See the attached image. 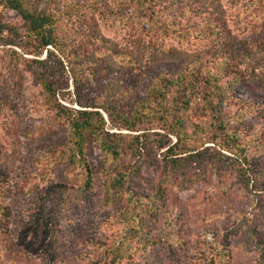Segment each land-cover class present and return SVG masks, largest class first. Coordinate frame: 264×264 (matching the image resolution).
Here are the masks:
<instances>
[{
  "label": "rangeland",
  "instance_id": "374dc122",
  "mask_svg": "<svg viewBox=\"0 0 264 264\" xmlns=\"http://www.w3.org/2000/svg\"><path fill=\"white\" fill-rule=\"evenodd\" d=\"M98 1L45 0L58 13L66 50L50 46L56 55L23 48L25 21L13 7L0 4V23L11 26L0 32V264H264V65L258 79L244 54L231 62L220 80L218 96L228 104L223 113H210L205 101L193 97L182 130L165 108H147L142 121L128 128L122 117L145 98L153 76L181 72L187 65L165 62L119 68L113 78L106 70L102 74V52H110L105 42L127 50L133 46L135 4ZM222 4L229 28L225 37L235 41L236 52L261 58L262 0ZM163 15L173 31L178 29L170 9ZM176 35L167 36L166 48L188 46L202 58L203 70L211 66L205 52L212 55L216 42L183 45ZM125 56L116 58L127 63ZM38 60L50 67L45 74L55 93L38 76L47 70ZM230 75L241 79L224 83ZM242 95L249 96L246 103L239 100ZM106 99L119 113L108 114L101 105ZM172 99L182 100L175 87L163 103ZM65 105L99 111L117 154L91 139L86 160L71 161ZM218 118L227 120L226 128L214 124ZM233 133L237 139L229 136ZM141 142L145 154L138 150ZM174 144L186 149L179 161L165 157ZM122 175L130 176L129 191L143 196L120 190V200L110 205L106 190ZM147 200L157 201L156 207Z\"/></svg>",
  "mask_w": 264,
  "mask_h": 264
},
{
  "label": "trees",
  "instance_id": "16d2710c",
  "mask_svg": "<svg viewBox=\"0 0 264 264\" xmlns=\"http://www.w3.org/2000/svg\"><path fill=\"white\" fill-rule=\"evenodd\" d=\"M3 1L0 0V4L4 3L13 7L25 21V32L19 42L23 48L34 47L37 52L46 50L48 55H56L50 47L53 46L62 53H66L58 32V13L52 5L47 4L45 0ZM127 3L131 5L135 4L132 6L134 10L132 16H130L134 21L133 27L129 33L133 46L127 50L126 47L117 44L107 46L105 42L103 48L110 50V52H102L104 60L106 61V64L103 67L101 66V70H103L102 74L106 70L105 73L112 75L113 78L115 77L114 73L120 71L119 68L130 66L132 69L137 70L140 67L147 69V67L157 66L165 62L181 63L187 66L181 72L178 71L170 75L162 73L155 74L153 76V83L148 87L145 98L136 102L132 106L131 112L124 114L125 116L122 117L126 127L135 128L142 121V116L147 108L151 110L165 108L166 111L169 110L173 114L175 122L182 130L184 129L183 115L191 109L193 97H199V99L205 101L203 105L210 113L218 114L225 112L228 109L225 97L222 95L218 96L219 92L222 91L220 80L232 65L231 62L234 59H238L240 55L242 56L244 54L246 58L252 61L254 77L259 79L262 76L261 73L257 72H260L258 71L259 68L264 65L262 62L264 61V52L261 58H257L252 52L249 55L241 51L239 52V50L236 52V48L234 47L235 41L225 37V34L229 32V28L222 0H118L119 5ZM262 3L263 7L262 9L259 8V11L264 14V0H262ZM165 9H170L176 19L179 20L177 22L178 29L173 31L172 23L168 22L167 18H164L163 12ZM198 14L200 16L205 15L206 17L197 20L196 17ZM5 29H11V26L6 22L0 23V32H3ZM172 32L177 34L176 36L180 39L179 43L183 42V45L185 43H188L187 45L193 44V41H202L208 44L216 42V49L212 52V55H208L205 52L208 57L207 61L211 66L203 70L202 58L198 54L190 51L188 46L179 47L172 45L166 48V38ZM104 38L102 37L99 41H104ZM122 54L126 55L125 57L128 59L127 63L117 60L116 56ZM191 57L194 58L189 60ZM37 62L42 68H47V70L38 71L37 73L42 78L44 87L49 92L52 91L55 93L56 90L53 88L54 82L46 77L45 74L46 71H49L48 64L41 60ZM162 79L165 80L164 84L162 83ZM231 79L238 80L241 78L230 75L224 83ZM206 82H208L207 85H205ZM170 87H175L180 97H182V100L177 101L172 99L168 103H163V99L167 96ZM248 99V95L239 97V100L243 103H246ZM200 102L202 103V101ZM101 105L109 115H112L114 112L119 113L116 106L109 99L104 100ZM62 107L69 115L70 137L73 145L71 161L86 160L87 146L91 139L96 140L102 150H110L112 153L117 154L115 150L110 149L112 146L108 143L107 135L104 132L105 120L99 111L76 109L67 105ZM216 121L214 124L218 128H226V119L218 118ZM229 136L237 139L234 133L229 134ZM181 141L182 134L180 132L179 144L177 146L180 145ZM113 147L117 148L115 146ZM138 150L142 154L146 153L142 142L139 144ZM183 150L186 149L182 148L179 150L176 144H174L169 147L165 157L167 159L176 158L179 161L177 156L183 153ZM129 180L130 176L122 175L111 181V184L106 190L107 194L105 197L108 204L114 205L118 203L121 197L119 196L120 190H123L122 194L128 191L131 195L136 196L139 194L138 197L143 196L140 192L134 194L133 191H129ZM90 183L89 180L86 186L87 189L90 188ZM147 202L151 203L150 207H156L157 205V201L155 200H147ZM144 225L145 220L142 219L138 226L143 230ZM143 235L150 243L155 241L150 240L149 236L144 234V232Z\"/></svg>",
  "mask_w": 264,
  "mask_h": 264
}]
</instances>
